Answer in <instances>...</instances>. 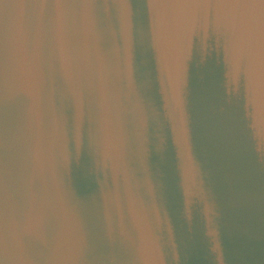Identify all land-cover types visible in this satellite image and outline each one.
I'll list each match as a JSON object with an SVG mask.
<instances>
[{
    "label": "water",
    "instance_id": "obj_1",
    "mask_svg": "<svg viewBox=\"0 0 264 264\" xmlns=\"http://www.w3.org/2000/svg\"><path fill=\"white\" fill-rule=\"evenodd\" d=\"M0 264H264V0H0Z\"/></svg>",
    "mask_w": 264,
    "mask_h": 264
}]
</instances>
